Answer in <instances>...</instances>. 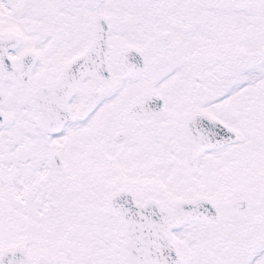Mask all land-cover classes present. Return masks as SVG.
Listing matches in <instances>:
<instances>
[{
    "label": "snow or ice",
    "instance_id": "6c2138e0",
    "mask_svg": "<svg viewBox=\"0 0 264 264\" xmlns=\"http://www.w3.org/2000/svg\"><path fill=\"white\" fill-rule=\"evenodd\" d=\"M0 264H264V0H0Z\"/></svg>",
    "mask_w": 264,
    "mask_h": 264
}]
</instances>
